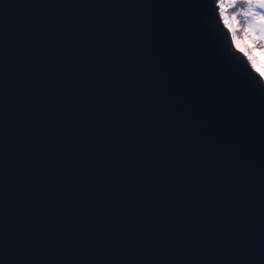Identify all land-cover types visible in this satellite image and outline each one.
I'll return each instance as SVG.
<instances>
[{"label": "water", "instance_id": "obj_1", "mask_svg": "<svg viewBox=\"0 0 264 264\" xmlns=\"http://www.w3.org/2000/svg\"><path fill=\"white\" fill-rule=\"evenodd\" d=\"M218 0H0V264H264V79Z\"/></svg>", "mask_w": 264, "mask_h": 264}, {"label": "rangeland", "instance_id": "obj_2", "mask_svg": "<svg viewBox=\"0 0 264 264\" xmlns=\"http://www.w3.org/2000/svg\"><path fill=\"white\" fill-rule=\"evenodd\" d=\"M219 3V8L221 12V16L223 20L225 21V24L227 27H231L233 30H235V33L237 29L239 28L238 26H234V17H230L228 14L227 9L236 6L238 2H233V0H218ZM245 9L242 12V18L245 20V23L249 26V30L252 35H254L256 38L262 40L264 42V20L261 19V16H264V7H261L260 5L256 3L252 4H247L245 3ZM233 26H231V24ZM230 29V28H229ZM232 33V32H231ZM233 37V34H232ZM234 41V37H233ZM242 52L245 53L244 50L238 48ZM253 66L260 72L263 73L264 71V51L262 54H259L256 56L255 59H253V62L251 61Z\"/></svg>", "mask_w": 264, "mask_h": 264}, {"label": "trees", "instance_id": "obj_3", "mask_svg": "<svg viewBox=\"0 0 264 264\" xmlns=\"http://www.w3.org/2000/svg\"><path fill=\"white\" fill-rule=\"evenodd\" d=\"M245 3L238 2L236 6H233L227 9L230 17H234V26H238L236 33L231 27L230 30L234 37V44L237 48H240L245 51L249 59L253 62V59L256 58L259 54H262L264 51V42L256 38L251 34L249 26L245 23V20L242 18V12L245 9ZM233 26L232 23H230ZM237 41H239V47L237 46ZM261 74L264 76V71Z\"/></svg>", "mask_w": 264, "mask_h": 264}, {"label": "snow or ice", "instance_id": "obj_4", "mask_svg": "<svg viewBox=\"0 0 264 264\" xmlns=\"http://www.w3.org/2000/svg\"><path fill=\"white\" fill-rule=\"evenodd\" d=\"M233 2H240V3H247V4L256 3L260 5L261 7H264V0H233ZM261 19L264 20V16H261ZM237 46L239 47V41H237ZM260 78L264 79V76H261Z\"/></svg>", "mask_w": 264, "mask_h": 264}]
</instances>
